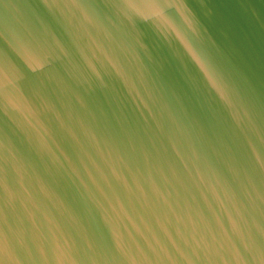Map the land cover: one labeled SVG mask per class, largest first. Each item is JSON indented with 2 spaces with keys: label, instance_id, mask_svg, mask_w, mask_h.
Listing matches in <instances>:
<instances>
[{
  "label": "water",
  "instance_id": "1",
  "mask_svg": "<svg viewBox=\"0 0 264 264\" xmlns=\"http://www.w3.org/2000/svg\"><path fill=\"white\" fill-rule=\"evenodd\" d=\"M0 264H157L92 245L0 210Z\"/></svg>",
  "mask_w": 264,
  "mask_h": 264
}]
</instances>
